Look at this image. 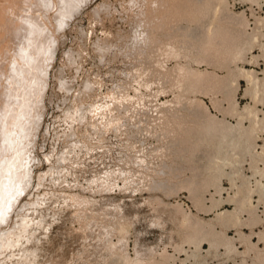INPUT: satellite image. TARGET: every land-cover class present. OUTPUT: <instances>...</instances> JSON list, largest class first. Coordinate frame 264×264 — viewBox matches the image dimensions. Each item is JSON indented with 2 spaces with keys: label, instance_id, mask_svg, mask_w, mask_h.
<instances>
[{
  "label": "rangeland",
  "instance_id": "374dc122",
  "mask_svg": "<svg viewBox=\"0 0 264 264\" xmlns=\"http://www.w3.org/2000/svg\"><path fill=\"white\" fill-rule=\"evenodd\" d=\"M60 4L0 147V264H264V0Z\"/></svg>",
  "mask_w": 264,
  "mask_h": 264
},
{
  "label": "bare ground",
  "instance_id": "6f19581e",
  "mask_svg": "<svg viewBox=\"0 0 264 264\" xmlns=\"http://www.w3.org/2000/svg\"><path fill=\"white\" fill-rule=\"evenodd\" d=\"M10 1V2H9ZM29 1V2H28ZM41 1V2H40ZM1 0L0 1V22H3L4 20H6L8 17L10 22L15 21V25H16V31H13L10 35V38L8 40H6V34H8L10 32V24L9 23H5L3 26H0V38H4V41L6 42V44L4 45L3 48H0V79L2 78V87H3V92L0 95V147L1 145H4L3 148H8L9 146L7 145L9 142H14L16 141V139L19 137V134H21V127H19L15 122L18 119V117L23 114L24 112H21V109L23 107V105H26V100L28 102L29 98H25L24 93L28 91V95L29 91L32 92V86H34L33 84L36 82H33L34 80L37 81V77H40L39 75V71L38 68L43 64L42 61L44 59V53L47 52L48 49V37L47 36L48 31H50L51 28H49V26L43 22L45 20H41V17L39 15L40 18H36V12L37 10H41L45 8V6H48L50 4H52V6H56L55 11H62L65 8V4H60L66 1H71V0ZM184 1V0H183ZM194 1V0H193ZM208 2V0H206ZM51 2V3H50ZM189 2V0H188ZM39 3H43L44 7L41 5H38ZM34 4V6H33ZM46 4V5H45ZM48 4V5H47ZM175 4V3H174ZM185 4V3H184ZM192 4V3H191ZM197 4V3H195ZM170 5V4H169ZM173 5V4H171ZM170 5V6H171ZM36 6H39L41 8H37ZM165 6V5H164ZM188 6V5H187ZM186 6V7H187ZM196 6V5H195ZM52 7V8H54ZM201 7V6H199ZM36 10H33L35 9ZM167 9V7H165ZM169 8V7H168ZM173 8V7H172ZM171 8V9H172ZM197 8V7H196ZM181 9V7H180ZM188 9V8H187ZM194 9V7H193ZM54 10V9H53ZM176 10V9H175ZM190 10V9H189ZM19 11V14L17 13ZM42 11V10H41ZM166 11V10H165ZM171 11V10H169ZM194 11V10H193ZM34 12V14H33ZM164 12V11H163ZM176 12V11H175ZM181 12V11H180ZM201 12V9H200ZM42 13V12H41ZM45 13V11H44ZM185 13V12H184ZM39 14V12L37 13V15ZM214 14V13H213ZM6 17H5V16ZM32 15V17L30 16ZM48 15V14H47ZM166 15V14H165ZM171 15V14H170ZM169 15V16H170ZM201 15V14H200ZM45 16V15H44ZM43 16V17H44ZM183 16V15H182ZM28 17L31 19H28ZM49 17V16H48ZM148 17V16H147ZM165 17V16H164ZM174 17V16H173ZM46 18V17H45ZM44 18V19H45ZM157 18V16H156ZM169 18V17H168ZM171 18V17H170ZM177 18V17H176ZM43 19V18H42ZM48 19V18H46ZM150 19V18H149ZM148 19V20H149ZM167 19V18H165ZM173 19V18H172ZM172 19H170L169 21H171ZM182 19V18H181ZM179 19V21L181 20ZM185 19V18H184ZM183 19V20H184ZM155 20V19H154ZM160 20V19H159ZM174 20V19H173ZM181 20V21H183ZM163 21V20H162ZM165 21V20H164ZM186 21V19H185ZM196 21V20H195ZM27 22V24H26ZM46 22H49L48 20H46ZM82 22V21H81ZM151 22V21H150ZM157 22V21H156ZM160 22V21H159ZM167 22V21H166ZM153 23V22H152ZM169 23V22H167ZM192 23V22H191ZM196 24V23H195ZM207 24V23H206ZM210 24V23H209ZM154 26V24H151ZM163 24H161L162 26ZM159 26V24H158ZM165 26V25H164ZM178 26V24H177ZM182 26V24H181ZM207 27V25H205ZM213 26V25H212ZM212 26L211 29L212 30ZM156 27V26H154ZM187 27V26H186ZM190 27V26H189ZM196 27V26H195ZM209 27V26H208ZM183 28V27H181ZM210 28V27H209ZM190 29V28H189ZM196 29V28H195ZM168 30V29H167ZM184 30V28H183ZM187 30V29H186ZM194 30V27L193 29ZM197 30V29H196ZM194 30V31H196ZM209 30V29H208ZM214 30V29H213ZM192 31V32H194ZM198 31V30H197ZM187 32V31H186ZM185 34V32H184ZM194 34V33H193ZM192 34V35H193ZM196 34V33H195ZM212 34V33H211ZM182 35V34H180ZM176 36V35H175ZM196 36V35H193ZM211 36V35H210ZM167 37V36H166ZM186 37V36H185ZM191 38V37H190ZM166 39V38H165ZM170 39V38H169ZM168 39V40H169ZM194 39V38H193ZM50 40V39H49ZM155 40V39H154ZM185 40V39H184ZM183 40V41H184ZM195 40V39H194ZM199 40V38H198ZM232 40V39H231ZM151 41H153L151 39ZM156 41V40H155ZM167 41V40H166ZM170 41V40H169ZM182 41V40H181ZM180 41V42H181ZM192 41V40H191ZM225 41V40H224ZM230 42V40H228ZM1 42V41H0ZM178 42V41H177ZM199 42V41H197ZM233 42V41H232ZM193 43H195L193 41ZM170 44V43H169ZM176 44V43H175ZM197 44V43H196ZM231 44V43H229ZM171 45V44H170ZM180 45V44H179ZM228 46V44H226ZM165 46V44H164ZM169 46V45H168ZM174 46V45H173ZM183 46V44H182ZM185 46V45H184ZM152 47V46H151ZM172 47V46H169ZM195 47V46H193ZM230 47V46H229ZM227 47V48H229ZM154 48V47H153ZM168 49V47H166ZM157 49V47H156ZM155 49V50H156ZM159 49V48H158ZM173 49V48H171ZM188 49V48H187ZM190 49V48H189ZM226 49V48H225ZM17 50V51H16ZM169 50V49H168ZM46 54V53H45ZM8 55V56H7ZM7 56V57H6ZM254 59V56H253ZM13 63V65H12ZM248 63V62H247ZM12 65V66H11ZM43 66V65H42ZM133 70V69H132ZM39 73H38V72ZM138 71V70H137ZM135 72V71H134ZM36 73L39 74L36 77ZM4 74V75H3ZM128 74V73H127ZM136 74V73H135ZM24 75V77H23ZM35 75V76H34ZM131 76V75H130ZM23 78H25V82L23 81ZM132 78V77H130ZM136 80H139L138 77H136ZM252 79V78H251ZM142 80V79H141ZM6 82V83H5ZM134 82V81H133ZM139 82V81H138ZM142 82V81H141ZM130 83V82H129ZM136 83V82H135ZM6 84V86H5ZM140 84V82H139ZM27 95V96H28ZM133 98V97H132ZM81 98H79L80 100ZM128 99V98H127ZM124 100V99H123ZM34 101V99H33ZM71 101V100H70ZM129 101V100H127ZM75 103V102H74ZM118 103V102H117ZM73 104V103H72ZM126 104V103H125ZM129 104V102H128ZM132 104V103H131ZM76 105V104H75ZM135 105V104H134ZM67 106V105H66ZM84 106V105H83ZM98 106V105H97ZM76 107V106H75ZM95 107V105H94ZM138 107V106H137ZM140 108V107H138ZM74 109V108H73ZM100 109V108H99ZM140 110V109H139ZM143 110V109H142ZM141 112V111H140ZM31 113V111H30ZM29 113V114H30ZM91 113V112H90ZM130 114V113H129ZM132 117V116H131ZM93 118V117H92ZM119 118H117L118 120ZM116 121V120H114ZM119 122V121H118ZM121 123V122H120ZM119 123V124H120ZM112 124V122H111ZM123 125V123H122ZM169 125V124H168ZM167 125V126H168ZM241 125V124H240ZM21 126V125H20ZM119 126V125H118ZM179 126V125H178ZM177 126V128H178ZM175 127V126H174ZM241 127V126H240ZM173 128V127H172ZM233 129V128H232ZM240 129V128H239ZM242 129V128H241ZM117 130V129H116ZM121 130V128H120ZM119 130V131H120ZM231 130V128H230ZM174 131V130H173ZM186 131V130H185ZM223 131V130H222ZM225 131V130H224ZM74 132V131H73ZM231 132V131H229ZM229 132L226 133L222 132L220 134L221 136V141H223V144L226 142V145H229L232 148V151H236V141L234 139L235 138V134L233 133V135L231 134L233 132L228 134ZM82 133V132H81ZM86 133V132H85ZM174 133V132H173ZM182 133V132H181ZM186 133V132H184ZM188 133V132H187ZM74 134V133H73ZM172 134V133H171ZM189 134V133H188ZM187 134V135H188ZM85 135V134H84ZM169 135V133H168ZM175 135V133H174ZM192 135V134H191ZM180 136V135H179ZM194 136V135H193ZM174 137V136H173ZM176 137V136H175ZM179 139V137H178ZM177 139V140H178ZM186 138H184L185 141ZM219 139V137H218ZM218 139H216L218 141ZM82 140V139H81ZM215 142V140H214ZM83 143V142H82ZM181 143L182 142L181 140ZM185 144V143H184ZM217 144V143H216ZM221 144V143H220ZM157 145V144H156ZM181 145V144H180ZM90 146V145H89ZM219 146V145H218ZM225 146V145H224ZM228 146V147H229ZM133 148V147H132ZM23 148H21V146H16V148L14 149L13 153L11 154V151H7L6 152L8 154V157L10 159H17L18 157H20L21 153L20 151ZM158 149V148H157ZM225 149V148H224ZM228 149V148H226ZM230 149V148H229ZM16 150V151H15ZM137 150V148H136ZM222 150V149H221ZM231 150V149H230ZM229 150V151H230ZM24 149H23V153H24ZM140 151V150H139ZM228 151V152H229ZM26 152V151H25ZM129 153V152H128ZM137 153V152H136ZM141 153V152H140ZM239 153V152H238ZM189 154V153H188ZM220 154V153H219ZM233 154V153H232ZM264 155V154H263ZM22 156V155H21ZM29 156V155H28ZM240 156V154H239ZM238 156V157H239ZM261 156V155H260ZM23 157V156H22ZM21 157V159H22ZM132 157V156H131ZM135 157V156H134ZM190 157V156H189ZM264 158V156H262ZM139 158V157H138ZM142 158V157H141ZM19 159V158H18ZM17 159V160H18ZM24 159V158H23ZM144 159V158H143ZM142 159V160H143ZM220 159V158H219ZM226 159H228L226 157ZM262 159V158H261ZM27 160V159H26ZM130 160V159H129ZM253 160V158H252ZM264 160V159H263ZM258 161V159H257ZM213 162V161H212ZM254 162V160H253ZM264 162V161H263ZM20 163H22L20 161ZM24 163V162H23ZM22 163V164H23ZM143 163V162H141ZM252 163V162H251ZM72 164V163H71ZM253 164V163H252ZM142 165V164H141ZM21 167V166H20ZM75 167V166H74ZM255 167V166H254ZM19 169V168H17ZM16 170H8V173H11L12 177L16 179V177L19 175L20 177L23 176L21 175V173H18V171ZM23 169V168H22ZM20 169V170H22ZM19 170V172H20ZM264 170V169H263ZM263 172V171H262ZM1 184H4V188L8 189L9 191H13L15 188L18 190L20 187V182L15 186L13 184V182H10L8 180V178H6L5 181H1ZM67 184V182H66ZM67 188V187H66ZM58 192V191H57ZM26 194V193H25ZM0 197H2V192H0ZM3 197L5 198V195H3ZM155 197V196H154ZM80 199V198H79ZM23 200V199H21ZM261 200V199H260ZM1 201V206L3 205V200L0 199ZM24 201V200H23ZM79 201V200H78ZM20 206V205H19ZM257 206V205H256ZM4 211V210H3ZM261 211V210H260ZM264 213V212H263ZM12 228H10L11 231ZM16 230V229H15ZM14 230V232H15ZM10 231L7 230H0V233H6V237H9ZM13 231V229H12ZM250 233V232H249ZM12 234V233H11ZM14 234V233H13ZM256 234V233H255ZM13 236V235H12ZM11 237V236H10ZM6 238V239H7ZM14 240V239H13ZM10 241V240H9ZM13 242V241H11ZM18 242V241H17ZM10 243V242H9ZM11 245V244H10ZM264 247V246H263ZM9 248V247H8ZM264 249V248H263ZM17 255V253H16ZM15 256V254H14Z\"/></svg>",
  "mask_w": 264,
  "mask_h": 264
}]
</instances>
